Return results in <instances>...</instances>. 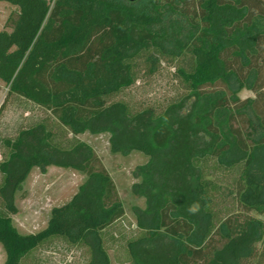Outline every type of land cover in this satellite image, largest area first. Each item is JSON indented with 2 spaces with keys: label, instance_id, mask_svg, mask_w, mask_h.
<instances>
[{
  "label": "trees",
  "instance_id": "trees-1",
  "mask_svg": "<svg viewBox=\"0 0 264 264\" xmlns=\"http://www.w3.org/2000/svg\"><path fill=\"white\" fill-rule=\"evenodd\" d=\"M1 1L16 7L0 30L6 96L52 119L2 139L3 264L54 239L83 249L84 264H112L106 233L126 209L83 133L148 157L132 171L143 205H132L120 264H264V0ZM162 62L182 92L161 106L112 99ZM243 88L254 97L240 99ZM49 166L84 180L43 228L21 233L15 194Z\"/></svg>",
  "mask_w": 264,
  "mask_h": 264
},
{
  "label": "rangeland",
  "instance_id": "rangeland-1",
  "mask_svg": "<svg viewBox=\"0 0 264 264\" xmlns=\"http://www.w3.org/2000/svg\"><path fill=\"white\" fill-rule=\"evenodd\" d=\"M16 7L0 0V30L9 13ZM174 67L162 62L158 71L149 74L140 73L136 83L112 99L127 100L132 106H161L182 92L181 85L173 75ZM8 87L0 80V161L5 155L2 139L14 137L18 131L36 122H50V114L42 107L20 96L7 95ZM240 99L254 97L251 90L243 88L238 92ZM86 141L97 153L110 172L126 209L125 218L108 229L106 237L112 245L109 253L112 264H120L126 239L135 231L132 205H143L142 200L134 197L130 186L135 181L133 169L147 160L139 151L127 154L112 153L109 149L108 135L83 133L76 136ZM1 179V174H0ZM84 175L71 168L49 166L44 170L34 167L20 190L15 194L18 212L12 216L15 226L21 233H31L43 228L53 206L69 200ZM5 252L0 244V264H3ZM83 249L68 245L61 239H54L35 249L24 264H84Z\"/></svg>",
  "mask_w": 264,
  "mask_h": 264
},
{
  "label": "clouds",
  "instance_id": "clouds-1",
  "mask_svg": "<svg viewBox=\"0 0 264 264\" xmlns=\"http://www.w3.org/2000/svg\"><path fill=\"white\" fill-rule=\"evenodd\" d=\"M199 210H200V204H199V202H193L191 205H189V207H188V212L190 213V214H193V215H195V214H197L198 212H199Z\"/></svg>",
  "mask_w": 264,
  "mask_h": 264
},
{
  "label": "water",
  "instance_id": "water-1",
  "mask_svg": "<svg viewBox=\"0 0 264 264\" xmlns=\"http://www.w3.org/2000/svg\"><path fill=\"white\" fill-rule=\"evenodd\" d=\"M130 1H133V0H130Z\"/></svg>",
  "mask_w": 264,
  "mask_h": 264
}]
</instances>
